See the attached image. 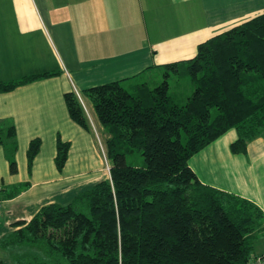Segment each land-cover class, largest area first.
<instances>
[{"label":"trees","instance_id":"16d2710c","mask_svg":"<svg viewBox=\"0 0 264 264\" xmlns=\"http://www.w3.org/2000/svg\"><path fill=\"white\" fill-rule=\"evenodd\" d=\"M162 70L163 79L152 85L128 78L83 89L108 134L109 177L77 189L66 202L43 205L3 235L0 249L13 264H247L258 255L253 242L264 235L263 211L203 184L189 159L228 130L237 133L234 153H244L264 133V13L201 42L192 58ZM56 74L0 80V93ZM170 75L188 77L191 92H172ZM64 101L69 117L88 130L76 94L66 92ZM0 144L10 173H17L13 123L0 121ZM40 146V138L28 144L29 173ZM69 148L58 135L59 171ZM25 187L0 194L11 198Z\"/></svg>","mask_w":264,"mask_h":264},{"label":"crops","instance_id":"0c3cea01","mask_svg":"<svg viewBox=\"0 0 264 264\" xmlns=\"http://www.w3.org/2000/svg\"><path fill=\"white\" fill-rule=\"evenodd\" d=\"M262 13L264 0H0V80L58 72L0 93V121L14 124L18 141L14 174L0 144V190L5 189L0 192L26 184L11 198L0 194V238L43 205L69 200L102 171L93 135L101 125L83 89L158 77L164 64L192 58L201 42ZM68 91L81 96L88 130L69 117ZM58 135L70 142L60 171L54 162ZM236 137L234 129L228 130L193 155L189 166L203 184L251 199L264 213V206L236 190V185L255 184L251 150L264 154V133L255 146L249 141L244 153L232 152ZM34 138L41 146L29 173L26 151ZM39 187L44 189L35 190ZM263 253L260 235L252 254ZM5 256L0 249V258Z\"/></svg>","mask_w":264,"mask_h":264},{"label":"rangeland","instance_id":"374dc122","mask_svg":"<svg viewBox=\"0 0 264 264\" xmlns=\"http://www.w3.org/2000/svg\"><path fill=\"white\" fill-rule=\"evenodd\" d=\"M163 71L164 70L159 71L160 73H159V75H157L158 77H155L153 75V76H148L147 79H146V77L140 78V79L148 80V81H150V84L152 85V84H154V81H158V80L163 79ZM168 80H169L170 85H171V91L176 93L178 96L185 97L192 90V83L188 77L177 80L174 75H170ZM89 110H90V114L93 116L92 110L91 109H89ZM100 127H102V126H99V127L96 126V129L93 132V135L95 134L96 141L98 142L96 144L97 145V151H98L99 157H101V161H102V163L99 165V168L102 167L103 169H102V171H100V170L98 172L95 171V173L93 174L95 176L94 177L95 180L92 181L93 183H89L88 185L94 184L98 180H101V178H103V177L100 178V176H104V178L109 177V172L106 169V164L109 165L108 159L106 157V139L108 137V134L106 133L105 130H103V128H100ZM260 136H262V134L251 140L252 141L251 146L256 145L257 142H255V144H253L254 143L253 141H257V139H259L258 137H260ZM254 152L255 151L252 148V150H251L252 156H255L254 157L255 160H253L252 166H253V169H256V171H257L255 184L250 182L249 184L236 185V188H237L236 190L247 195V196H249V197H252L257 202H259L262 206H264V154L262 153V154L254 155ZM138 159L139 160H137V162L141 163L142 158L139 156ZM262 162H263V164H262ZM246 170L251 171L250 168H246L243 171L246 172ZM88 185H85V186H88ZM42 189H44V187L35 188V190H42ZM57 200H59L58 202H66V201H61V199H57ZM9 259H10V257L8 255H6L5 259H4V264H13L12 263L13 261L12 260L10 261Z\"/></svg>","mask_w":264,"mask_h":264},{"label":"built area","instance_id":"2783aa9c","mask_svg":"<svg viewBox=\"0 0 264 264\" xmlns=\"http://www.w3.org/2000/svg\"><path fill=\"white\" fill-rule=\"evenodd\" d=\"M75 94H76L77 98L79 99L81 105L83 106V108L85 110L84 103H83L81 96L77 92ZM85 112H86V110H85ZM86 114H87V112H86ZM87 116H88V114H87ZM88 119H89V116H88ZM106 169L109 172V165H107V164H106ZM247 264H264V253L251 256Z\"/></svg>","mask_w":264,"mask_h":264}]
</instances>
